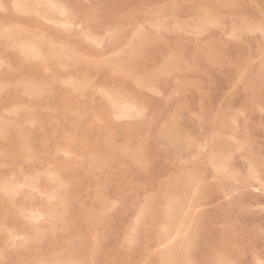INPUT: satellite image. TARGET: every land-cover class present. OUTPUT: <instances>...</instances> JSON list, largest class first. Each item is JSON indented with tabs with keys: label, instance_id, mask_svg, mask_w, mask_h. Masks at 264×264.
I'll return each mask as SVG.
<instances>
[{
	"label": "rangeland",
	"instance_id": "374dc122",
	"mask_svg": "<svg viewBox=\"0 0 264 264\" xmlns=\"http://www.w3.org/2000/svg\"><path fill=\"white\" fill-rule=\"evenodd\" d=\"M0 11V264H264V0Z\"/></svg>",
	"mask_w": 264,
	"mask_h": 264
},
{
	"label": "bare ground",
	"instance_id": "6f19581e",
	"mask_svg": "<svg viewBox=\"0 0 264 264\" xmlns=\"http://www.w3.org/2000/svg\"><path fill=\"white\" fill-rule=\"evenodd\" d=\"M162 2V1H161ZM14 9V8H13ZM49 9H52V10H57V11H63V13H65V7H63V10L62 9H60L58 6H56V5H54V4H49ZM1 12V11H0ZM19 16V15H18ZM16 18V17H15ZM32 24V23H31ZM34 24V23H33ZM153 26V25H152ZM84 29V28H83ZM83 29H81L82 31H84ZM86 29V28H85ZM224 29V28H223ZM230 30V29H229ZM80 31V30H79ZM232 33V32H231ZM229 35V34H228ZM231 35V34H230ZM73 37V36H72ZM197 37V36H196ZM108 38V37H107ZM109 39V38H108ZM126 54V53H125ZM131 64V63H130ZM116 71V70H115ZM119 71V70H118ZM114 72V71H113ZM113 72H111V73H113ZM122 77V76H121ZM41 79V78H40ZM64 88V87H63ZM20 96V95H19ZM112 98V97H111ZM109 99V98H108ZM164 99V98H163ZM162 99V100H163ZM166 103V102H165ZM98 104V103H97ZM109 104V103H108ZM112 104V103H111ZM110 104V105H111ZM162 104V103H161ZM111 107V106H110ZM112 109H113V107H112ZM129 110H128V108L127 107H124V108H122V110H121V113L122 114H126L127 112H128ZM183 117H184V115H183ZM188 121V120H187ZM187 130V129H186ZM195 136V135H194ZM198 136V135H197ZM199 137V136H198ZM184 138V137H183ZM168 140V139H167ZM236 141V140H235ZM163 144H165V143H163ZM178 153V152H177ZM187 154V153H186ZM180 157V156H179ZM181 158V157H180ZM213 162V161H212ZM54 164V163H53ZM210 164V163H209ZM214 166V165H213ZM222 167V169L224 170V171H226L228 168L225 166V165H222L221 166ZM211 168H212V166H211ZM29 183V182H28ZM50 184V183H49ZM52 184V183H51ZM30 185V184H29ZM145 201V200H144ZM137 214V213H136ZM36 217V216H35ZM36 219V218H35ZM37 223V222H36ZM68 264V263H67Z\"/></svg>",
	"mask_w": 264,
	"mask_h": 264
}]
</instances>
